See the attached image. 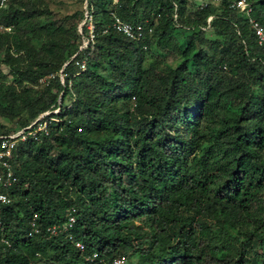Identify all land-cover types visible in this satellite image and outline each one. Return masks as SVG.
Instances as JSON below:
<instances>
[{
    "label": "trees",
    "instance_id": "trees-1",
    "mask_svg": "<svg viewBox=\"0 0 264 264\" xmlns=\"http://www.w3.org/2000/svg\"><path fill=\"white\" fill-rule=\"evenodd\" d=\"M232 1L195 5L186 26L182 0H86L94 39L89 55H76L86 56L82 72L70 59L84 26L73 31L69 45L63 29L37 20L41 11L31 1L0 7V25L11 28L0 34V63L12 75L11 83L0 82V117L24 114L23 126L58 108L49 113L58 121L48 137L12 150L17 183L8 189L10 203L0 207L6 242L0 241V264L49 256L42 264H88L84 257L93 252L107 263L123 256V264H244L247 247L256 239L264 244V98L258 94L264 57L248 23L264 30V0H245L247 15L230 8ZM110 12L130 23L147 18L152 32L130 40L110 28ZM197 24L221 37L209 43L214 47L207 56L199 48L193 52L195 41L203 43L201 31L183 41L171 36ZM153 37L179 52L174 68L158 74L143 69ZM33 38L42 41L38 49H24ZM101 65L111 71L107 78L98 72ZM66 95L73 96L68 108ZM213 113L221 114V129L211 134L205 125L200 131ZM179 123L191 134L179 131ZM70 208V233L82 251L44 232L61 225ZM33 216L39 232L27 237ZM252 262L264 264V254Z\"/></svg>",
    "mask_w": 264,
    "mask_h": 264
},
{
    "label": "rangeland",
    "instance_id": "rangeland-1",
    "mask_svg": "<svg viewBox=\"0 0 264 264\" xmlns=\"http://www.w3.org/2000/svg\"><path fill=\"white\" fill-rule=\"evenodd\" d=\"M31 1V3L34 5L33 8H36L37 11H41V13L37 16V20H43L46 19L48 21H52L55 26H59L61 29L65 31L64 34V40H67L69 45H72L74 43L73 38V31L76 29L78 32H81L80 30V11L83 12L84 8V0H28ZM177 1V0H176ZM183 4L185 6L184 15L181 17V23H185L186 26H189L190 22L188 23L187 19H192L195 17L194 15V7L196 5L195 0H182ZM195 3V4H194ZM154 7V4H152ZM2 7V6H0ZM139 8H137V12L135 17L140 18L143 15L139 14ZM148 19L143 18L144 24L147 23ZM207 21V19H206ZM10 27H3L0 25V34L3 35L4 32H8ZM199 31V35L203 39V43H196V49L193 51L195 52L198 48L202 51L204 55H209L211 53L209 46L214 47V45H209L210 42L218 41L220 40V35H218L214 28L209 25L205 26H199L198 24L196 26H192V28H185L184 30L177 31L174 30L171 34L172 38L176 41H183L186 40L187 37L191 34H197ZM58 40V36L56 38ZM41 39L33 38L29 42L26 43L24 49L26 50H37L39 45L41 44ZM162 44L159 43V41H156L154 37L150 40L148 49L145 50L144 53V59L142 61V67L143 69H150L152 73L158 74L165 72L168 68H174L181 60V57L179 55V52L177 50H168L165 46H161ZM182 46V45H181ZM181 46L178 45V48L180 49ZM183 47V46H182ZM13 57H15L18 54H14V51H11ZM2 50L0 49V59H2ZM19 53V52H18ZM15 61V58L14 60ZM189 69H195L194 67L190 66ZM226 71V70H225ZM98 72L104 76L105 78L108 77L110 74V69L106 65H101L98 68ZM45 77V76H44ZM59 77V74H58ZM41 77L40 79H42ZM39 79V80H40ZM12 81V75L10 73L9 67L3 63H0V82H3L5 84H9ZM42 84L39 82V87H41ZM264 86V84H263ZM39 87L36 86L31 89L30 93H37L39 90ZM255 91V89H254ZM54 92V91H53ZM61 93H58V97ZM258 94H261L264 98V88L261 89ZM70 96L66 95L62 103L63 105L68 108L71 101L73 100V96L71 100L69 99ZM264 101V99H263ZM57 102L59 104V100L57 99ZM129 107H131V104L129 103ZM57 108H55L56 110ZM54 108L48 109L46 111H43L39 113L34 119L30 120L26 125L20 126V120L22 118H25L26 116L24 114L15 116L12 119L0 117V136L8 135L10 133H15L16 131L20 130L21 128L27 126L29 123L33 122L36 118H38L41 114L44 113H51L55 111ZM264 115V113L262 114ZM221 114H215L213 113L211 116H209L208 120L202 121V124H200L199 130L201 131L202 127L205 125L209 126V133H214L216 130L221 129L219 118ZM178 125V130L183 132L185 131L187 135L191 134V131L185 130L182 125ZM261 125L264 128V119L261 121ZM99 137H108V134H101ZM224 137V134H221V138ZM53 150L50 151V155H53ZM12 165H10V168L13 170ZM16 200V197H14ZM264 218V217H263ZM135 224H139L138 221L135 222ZM143 230L146 229V227L142 228ZM264 236V235H263ZM264 254V244L258 241V239L254 240L251 245L247 247L246 254L244 256V264H253L252 260L255 255H262ZM51 257H46L45 259L41 260H35L32 264H42L47 263V261ZM38 259V258H37Z\"/></svg>",
    "mask_w": 264,
    "mask_h": 264
},
{
    "label": "built area",
    "instance_id": "built-area-1",
    "mask_svg": "<svg viewBox=\"0 0 264 264\" xmlns=\"http://www.w3.org/2000/svg\"><path fill=\"white\" fill-rule=\"evenodd\" d=\"M8 0H0V6L4 7ZM113 3L116 0H112ZM196 6L199 9L206 7L209 3H217L219 0H195ZM229 7L234 10L241 11L244 15L250 12L249 4L245 0H234L229 3ZM112 22L110 28L116 32L123 34L126 38L133 40L135 42L140 41L146 34L149 35L152 32V26L142 23H130L120 20L112 12H110ZM175 18V15H173ZM210 17L207 18V22ZM251 29L253 30L255 36V43L258 47L262 49V54L264 57V30L254 21L248 19ZM84 26L85 32L81 36V43L78 47L76 53L71 56L70 60H73V65L77 67L78 72H82L86 68V56H82L80 59H75L76 55L83 53L86 50V54L89 55L93 49V24L91 11L86 9V0H84V8L82 12V20L80 27ZM144 48V47H143ZM59 80L62 82V78L65 73L59 70ZM52 74L46 75L39 80L40 83H46V80L52 77ZM55 110V109H54ZM58 108L51 113H57ZM58 119L54 117H49V113L41 114L33 122L29 123L27 126L21 128L15 133H10L8 135L0 136V207L2 205H7L10 203L11 198L8 194V189L17 183V179L13 175L10 168V158L12 150L16 147L17 143L25 141L37 142L41 137L49 136V127L52 122H57ZM35 216L31 218L28 222L29 230L26 233L27 237L38 234V227L35 221ZM64 222L61 225H49L46 226L44 232L49 236L62 235L68 241H70L73 246L82 251L83 246L80 241H74L70 233V229L74 223V209L70 208L65 211ZM3 231V225L0 220V233ZM0 241L5 242L2 238ZM6 243V242H5ZM86 263L90 264L95 261L97 264H123L124 257H115L110 262L103 261L102 259H97L95 252L84 257Z\"/></svg>",
    "mask_w": 264,
    "mask_h": 264
}]
</instances>
